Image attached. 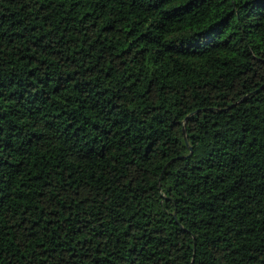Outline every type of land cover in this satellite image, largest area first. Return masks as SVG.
Wrapping results in <instances>:
<instances>
[{"label": "trees", "instance_id": "trees-1", "mask_svg": "<svg viewBox=\"0 0 264 264\" xmlns=\"http://www.w3.org/2000/svg\"><path fill=\"white\" fill-rule=\"evenodd\" d=\"M190 8L0 0V264H264V0Z\"/></svg>", "mask_w": 264, "mask_h": 264}, {"label": "snow or ice", "instance_id": "snow-or-ice-1", "mask_svg": "<svg viewBox=\"0 0 264 264\" xmlns=\"http://www.w3.org/2000/svg\"><path fill=\"white\" fill-rule=\"evenodd\" d=\"M167 2V0H153L154 7L159 8L162 3ZM206 0H186V3H190L191 9L199 8L202 3H205ZM178 7V6H177ZM222 34V29L219 30H200L199 33L193 34V41H195V46L197 47H204L206 45L212 44L217 38ZM61 87H64L61 84ZM4 93L2 90V86H0V99H3ZM4 135V126L0 123V137Z\"/></svg>", "mask_w": 264, "mask_h": 264}, {"label": "water", "instance_id": "water-1", "mask_svg": "<svg viewBox=\"0 0 264 264\" xmlns=\"http://www.w3.org/2000/svg\"><path fill=\"white\" fill-rule=\"evenodd\" d=\"M188 119H189V116L185 119V126H184V133H185V135H186V124H187ZM186 141H187V143H188V138H187V136H186ZM189 148H190V153H189V155H191V154H192V150H193V148H192L191 145H189ZM182 157H188V156H181V157H179V158H182ZM171 162H172V161H170V162L167 164V166H168ZM175 218H176V221H177L178 223H180V221L177 219V215H176V214H175Z\"/></svg>", "mask_w": 264, "mask_h": 264}]
</instances>
